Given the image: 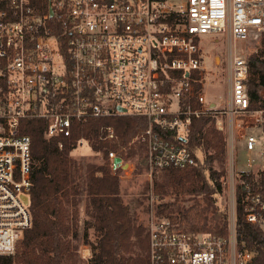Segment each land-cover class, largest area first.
Returning <instances> with one entry per match:
<instances>
[{"label":"built area","instance_id":"obj_1","mask_svg":"<svg viewBox=\"0 0 264 264\" xmlns=\"http://www.w3.org/2000/svg\"><path fill=\"white\" fill-rule=\"evenodd\" d=\"M263 34L264 0H0V255L14 254L32 225L34 158L25 120L43 119L49 140L71 138L91 118L142 117L146 129L136 140L146 144L150 169L164 171L196 165L186 146L193 120L223 114L251 120L243 141L257 153L239 169L234 139H227V232L185 230L153 212L149 261L254 264L257 252L237 238L236 193L242 183L245 219L264 233V109H250L249 64L236 47L261 46ZM217 36L233 44L219 65L209 49ZM224 64L226 103L215 84ZM106 132L115 135L112 127ZM252 175L256 186L245 178Z\"/></svg>","mask_w":264,"mask_h":264},{"label":"trees","instance_id":"obj_2","mask_svg":"<svg viewBox=\"0 0 264 264\" xmlns=\"http://www.w3.org/2000/svg\"><path fill=\"white\" fill-rule=\"evenodd\" d=\"M261 44L259 52L247 56L251 110L264 109V34ZM109 127L115 131L112 138L107 136ZM45 129V121L41 118L23 122V131L32 138L34 158L29 207L32 225L17 243L15 254L0 255V264H150L148 230L138 223L131 208L123 203L119 177L123 170L113 169L109 158L110 152H115L126 162L137 155L140 160L144 158L145 145L132 141L145 131V119L127 116L91 118L78 124L69 139L60 136L48 140L44 137ZM79 139L87 140L93 151L102 155V164L85 163L71 155ZM186 146L196 157L197 164L164 170L163 185H156L155 191L162 198L169 194V188H173L178 197L181 194L190 195V199L202 196L207 209H213L212 225L207 227L205 222L202 226L193 224L189 229L180 227L194 232L225 234L229 226V209L218 206L217 197L222 192L221 177L225 173L226 137L217 130L212 116L201 117L193 120ZM245 178L253 186L257 185L254 175ZM258 178L264 181V177ZM243 192L244 185L239 183L236 193L237 238L257 252L254 264H264V233L246 221ZM83 196L86 214L91 220H86L82 228L78 205ZM174 211L168 203L157 206L159 216L178 224ZM89 228L95 230L98 240L96 245L91 244L92 255L86 261L81 257L79 241L81 232L84 243H91L87 234Z\"/></svg>","mask_w":264,"mask_h":264},{"label":"rangeland","instance_id":"obj_3","mask_svg":"<svg viewBox=\"0 0 264 264\" xmlns=\"http://www.w3.org/2000/svg\"><path fill=\"white\" fill-rule=\"evenodd\" d=\"M215 45L210 46V51L212 53L213 59L216 60L217 64H221L222 60H229V52L228 50L232 48L233 44L227 39L225 36H217L214 38ZM207 41V39H205ZM262 47L254 43H245L238 44L237 51L247 58L249 54L257 53L260 51ZM257 50V51H256ZM223 69V70H222ZM213 77L211 78V80ZM214 81V80H213ZM218 84V95L219 99L226 103L227 93H228V77L226 71V64L224 67L220 69V73L218 74L217 80H215V84ZM209 99L214 98V96L207 95ZM206 117V116H203ZM202 117V118H203ZM215 119V126L217 130L222 132L226 140L229 139V136H232L235 144V152L234 158L237 163V167L247 168L246 163L247 160L251 157H255L257 155L256 152L248 153L244 146L243 134L246 131H249L247 127L248 124L251 123V120H243V119H235L230 121L223 114H218ZM220 120L223 122L224 129H219L217 125V121ZM139 142L144 146V151L142 152L143 157L140 160V156L137 155L130 162L123 161L122 165L127 163L128 165L124 168L121 167L123 172L119 175L121 182V196L123 203L128 205L133 214L137 217L138 223L142 224L147 229V220L148 217L155 212L157 214V206L161 203L170 204L175 211L174 217L177 218L179 226L185 229L191 228L193 224H197L202 226L205 222L208 225H212L213 223V209L208 210L207 203L202 196H199L197 199H190V195L181 194L179 197L177 193H175L173 188H169V194H164L163 198L160 194L155 191L156 185H163V172L159 170H151L147 161V147L146 144L142 141L136 140V137L133 139L134 142ZM71 155L78 159L82 160L85 163H93V164H102L103 159L100 153H96L93 151L91 145L87 141H83L82 144H79L77 148H75ZM230 159V150L227 140V157L225 161V173L223 176H227L228 174V160ZM216 169L220 170L221 168L216 166ZM222 170V169H221ZM152 173L150 176L149 174ZM222 176V177H223ZM221 177V179H222ZM222 185V184H221ZM81 203L78 205L79 208V222L81 223V227L83 228V223L86 220H91L86 214V201L85 196L82 197ZM217 205L220 207H228L229 209V217L231 216L232 209V200L231 196L228 192L226 185H222V192L217 197ZM158 215V214H157ZM203 218V219H202ZM207 220V221H206ZM208 230V229H206ZM90 244H85L82 233L80 232V254L81 257L88 261L92 255V245H96L98 234L95 232L93 228H89L87 231ZM24 238V237H23ZM22 240V239H21ZM92 244V245H91ZM88 248L90 250V255L86 258L83 257V250ZM15 254V253H14Z\"/></svg>","mask_w":264,"mask_h":264},{"label":"water","instance_id":"obj_4","mask_svg":"<svg viewBox=\"0 0 264 264\" xmlns=\"http://www.w3.org/2000/svg\"><path fill=\"white\" fill-rule=\"evenodd\" d=\"M51 15H52V11H50ZM214 105V104H213ZM123 159L121 157H116L114 160H113V169H118V168H124L125 166H127L128 164L125 163L123 164ZM25 201L28 202V199L25 198Z\"/></svg>","mask_w":264,"mask_h":264},{"label":"crops","instance_id":"obj_5","mask_svg":"<svg viewBox=\"0 0 264 264\" xmlns=\"http://www.w3.org/2000/svg\"><path fill=\"white\" fill-rule=\"evenodd\" d=\"M90 255V250L88 248H85L83 250V257L87 259V257Z\"/></svg>","mask_w":264,"mask_h":264}]
</instances>
